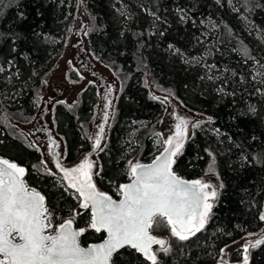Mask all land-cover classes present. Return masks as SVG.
<instances>
[{
	"label": "trees",
	"instance_id": "16d2710c",
	"mask_svg": "<svg viewBox=\"0 0 264 264\" xmlns=\"http://www.w3.org/2000/svg\"><path fill=\"white\" fill-rule=\"evenodd\" d=\"M231 2L0 0V156L26 169L25 181L45 196L52 223L73 214L78 202L57 176L47 174L41 153L15 122L34 116L48 64L62 55L72 36L80 3L90 51L120 86L98 152L97 186L118 197L116 189L128 180L127 139L137 122L144 128L133 157L146 162L156 155L164 104L145 86L147 74L186 109L204 116L177 155L175 171L185 178L213 174L223 185L206 228L188 241L154 226L153 234L164 236L170 248L167 255L157 250L159 264H211L226 244L259 231L264 223V0ZM203 21L214 28L208 31ZM96 95L94 86L86 87L54 106L64 163L90 149ZM78 211L74 223L86 229L81 243L101 241L104 232L89 228V211ZM240 257L233 251L232 262ZM113 262L150 264L129 248L117 252ZM248 264H264V243L250 248Z\"/></svg>",
	"mask_w": 264,
	"mask_h": 264
},
{
	"label": "snow or ice",
	"instance_id": "6c2138e0",
	"mask_svg": "<svg viewBox=\"0 0 264 264\" xmlns=\"http://www.w3.org/2000/svg\"><path fill=\"white\" fill-rule=\"evenodd\" d=\"M233 8L236 10L234 5ZM108 103L110 106L111 101ZM249 110L255 111L251 106ZM174 120L177 121L172 126L174 132L170 131L164 140V151L153 163L129 161L130 183L117 188L119 200L97 190L93 175L99 172H94L95 165L89 156L76 166L64 167L60 154L55 151L60 145L52 141L49 155L58 172L63 174L62 180L67 182L66 186L62 185L64 190H73L80 209L89 211L90 228L106 234L102 243L87 248L79 242L86 229L73 227L75 216L80 212L74 210L73 218L59 224L53 234L50 231L52 213L45 196L25 183L24 167L0 158V264H111L113 254L123 248L134 249L150 264H159L153 245H158L165 255L170 248L166 246L167 241L153 235L154 226L167 227L170 235L181 242L204 230L219 193L217 186L201 180L187 181L173 172L174 157L181 154L189 138V125L199 127L188 118L174 116ZM107 121L106 113L104 122ZM103 133L104 128L100 126L94 151L102 150ZM47 174L57 175L50 170ZM260 219L264 220V215ZM262 243L264 240H257L243 246V264H248V248Z\"/></svg>",
	"mask_w": 264,
	"mask_h": 264
},
{
	"label": "rangeland",
	"instance_id": "374dc122",
	"mask_svg": "<svg viewBox=\"0 0 264 264\" xmlns=\"http://www.w3.org/2000/svg\"><path fill=\"white\" fill-rule=\"evenodd\" d=\"M231 4L233 3L231 2ZM203 25H205L208 31L211 30L210 28H212L209 22L203 21ZM86 30V20L82 12L81 4L78 3L73 34L69 38V40L65 42L62 55H60V57H58L57 55L53 56L48 64L47 76L44 80L43 88L41 90L39 98L34 101V116L26 123L15 122L19 128L27 133L32 143L41 153L42 160L44 161L47 171L50 170L53 173H56V170L52 161L53 157L49 155V136L53 137L54 140L60 145L59 148L55 150L59 152L60 160L62 162L64 154V143L62 137L59 134H56L54 129V106L57 103L66 102L73 99L76 94H78L86 87H95L97 95L91 117V129L89 135V141L91 145L88 152L90 153L88 156L94 162L95 172L98 171L100 166V161L98 158V152L100 150H93L94 141L99 134L100 126H103L104 133L101 140V149L103 148L107 139L108 129L114 112L115 99L117 97V93L119 92L120 86L116 77L111 73L109 68L103 65L100 60L90 51ZM207 35L208 33H206V37ZM145 86L148 88L150 94L153 97L160 99L164 104L163 113L158 119L159 135L155 140V144L158 148L156 150L157 154L163 148L164 140H166L167 136L170 134V131L174 132V128L172 126L177 122L174 120V116L188 118L193 122V124L203 120L204 116L186 109L172 94L164 92L160 87L154 84L147 74L145 76ZM109 101H111L110 106L108 103ZM106 113L108 116L107 123L104 122ZM143 128L144 123L137 122L136 127L131 130L130 135L127 139L128 142H130V149L127 152L128 163L126 166V170L129 168V161H131L132 163L139 162L133 157V154L136 150L134 149V146L138 144ZM193 128L194 127L192 126V124H190L188 128V135L191 134ZM85 154V152L77 154L76 159L79 160ZM56 176L61 185L66 186L62 178L58 174ZM201 178L204 182H209L212 185L217 186L218 191L220 181L216 175L205 174L202 175ZM75 210L78 211L79 207L77 206ZM262 215H264V205L261 211V216ZM72 218L73 214L69 213L64 219ZM52 225L53 227L52 229H50V231L54 233L58 224L52 223ZM263 234L264 223L262 227H260L259 231L245 233L239 238L234 239L230 243L226 244L222 248L224 251L220 252L219 256H217L224 261H231V259H233V251H238V255H242L244 252L243 246L249 242H253L259 239L261 236H263ZM162 239L166 241V238H164V236H162ZM250 248L251 247H249L247 250L248 254L250 253ZM158 249L159 247L155 248V252H157ZM217 256H215L214 258H216Z\"/></svg>",
	"mask_w": 264,
	"mask_h": 264
},
{
	"label": "water",
	"instance_id": "95a60500",
	"mask_svg": "<svg viewBox=\"0 0 264 264\" xmlns=\"http://www.w3.org/2000/svg\"><path fill=\"white\" fill-rule=\"evenodd\" d=\"M169 136V135H168ZM168 136H167V138H168ZM166 138V139H167ZM54 140V138L53 137H51V136H49L48 137V142H49V148L50 147H52V141ZM187 141V140H186ZM186 143V142H185ZM185 143H184V145H185ZM164 147H165V145L163 146V148L153 157V158H151L150 160H148V161H146V162H140L141 164H145V165H147V164H151V163H153V161L156 159V157H158V156H160L161 155V153L164 151ZM90 150V149H89ZM89 150L88 151H86L85 153V155L84 156H82L79 160H74L73 162H70V163H64V162H62L61 160H60V162H61V164L64 166V167H67V168H71V167H73V166H76V165H78L86 156H88L90 153H88L89 152ZM56 152H58L57 150H55ZM59 153V152H58ZM0 158H4V159H7V158H5V157H2V156H0ZM176 158H177V156L176 157H174V159L176 160ZM10 161V160H9ZM52 161H53V164H54V168H55V170H56V173L62 178V173H59L58 172V170L56 169V167H55V163H54V160L52 159ZM12 162V161H11ZM20 166V165H19ZM172 170H173V172H175L180 178H182V179H184V180H187V181H194V180H201V181H203V179L201 178V177H199V178H185V177H183V176H181V175H179L176 171H175V169H174V165H173V168H172ZM25 177V176H24ZM23 177V179H24V181H25V178ZM93 180H94V183H95V185H96V188H97V190L98 191H100V192H103V193H105V194H107V195H110V194H108L107 192H105V191H103V190H101L98 186H97V183H96V175H93ZM65 184H67V182L66 181H63ZM25 183H26V181H25ZM127 183H130V180L128 179L126 182H124L123 184H127ZM207 183H209V182H207ZM27 184V183H26ZM211 184V183H210ZM28 185V184H27ZM29 186V185H28ZM29 188H33V187H30L29 186ZM35 189V188H34ZM36 191H38L39 193H41L39 190H37V189H35ZM71 190V189H70ZM72 192H73V190H71ZM42 194V193H41ZM43 195V194H42ZM111 196V195H110ZM113 199H115V200H119L120 199V196L118 195V197L117 198H115V197H113ZM46 202V201H45ZM78 206H79V204H78ZM66 220H68V219H64L63 221H61L59 224H61V223H63L64 221H66ZM58 224V225H59ZM57 225V226H58ZM56 226V227H57ZM73 227L75 228V229H82V228H79V227H76V225H75V223H73ZM89 228H90V226H89ZM91 229V228H90ZM93 230V229H92ZM55 233V232H54ZM53 233V234H54ZM154 235V234H153ZM156 236V235H155ZM81 237V236H80ZM80 237H79V242H80V244H81V246L82 247H85V248H87L89 245H92V244H100V243H102L103 242V240L106 238V234L104 233V238L101 240V241H97V242H90V243H88V244H86V245H83L82 243H81V240H80ZM157 238H160V239H162V237H158V236H156ZM264 237V234H263V236H261L259 239H257V240H260V239H262ZM164 240V239H163ZM257 240H255V241H253L252 243H255ZM157 247H159L158 245H153V251L155 252V248H157ZM124 249V248H123ZM130 249V248H129ZM120 250H122V249H119L117 252H119ZM132 250H134V249H132ZM135 251V250H134ZM116 252V253H117ZM136 252V251H135ZM248 252V251H247ZM116 253H114L113 254V257H114V255L116 254ZM137 254H139L143 259H145V260H147L146 258H144L143 256H142V254H140V253H138V252H136ZM245 255V252H243V254L241 255V257H240V259L237 261V262H231V261H227V260H222V259H220L219 257L217 258V259H215V261L214 262H212L211 264H222V261H223V264H243V256ZM246 255L249 257V254L248 253H246ZM113 257H112V261H111V264H114V262H113ZM148 261V260H147ZM150 262V261H149Z\"/></svg>",
	"mask_w": 264,
	"mask_h": 264
},
{
	"label": "flooded vegetation",
	"instance_id": "af4514ba",
	"mask_svg": "<svg viewBox=\"0 0 264 264\" xmlns=\"http://www.w3.org/2000/svg\"><path fill=\"white\" fill-rule=\"evenodd\" d=\"M231 261H234V259H231Z\"/></svg>",
	"mask_w": 264,
	"mask_h": 264
}]
</instances>
